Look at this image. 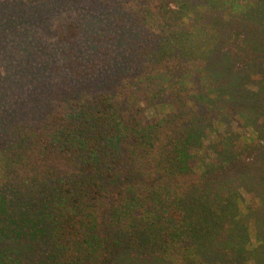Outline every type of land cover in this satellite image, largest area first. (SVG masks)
<instances>
[{
    "label": "trees",
    "instance_id": "obj_1",
    "mask_svg": "<svg viewBox=\"0 0 264 264\" xmlns=\"http://www.w3.org/2000/svg\"><path fill=\"white\" fill-rule=\"evenodd\" d=\"M115 1L0 0V264H247L234 234L244 225L258 247L264 211L255 218L243 207L240 222L232 213L241 197L219 200L236 176L209 180L215 160L195 97L215 111L224 94L257 99L264 112V91L237 81L247 70L264 76V68L236 70L232 56L211 50L215 41L198 38L212 44L196 64L202 84L226 81L214 98L175 93L166 70H146L151 60H170L171 39L144 25L161 7L174 13L172 0L145 17ZM235 7L236 24L249 14L264 30V0ZM256 37L247 43L264 50V32ZM241 140L255 143L264 163L260 141ZM252 170L238 180L255 177Z\"/></svg>",
    "mask_w": 264,
    "mask_h": 264
},
{
    "label": "rangeland",
    "instance_id": "obj_2",
    "mask_svg": "<svg viewBox=\"0 0 264 264\" xmlns=\"http://www.w3.org/2000/svg\"><path fill=\"white\" fill-rule=\"evenodd\" d=\"M160 1L131 0L129 3L124 0L122 4L125 7L120 6L125 8L127 12H135L145 17L143 12L150 11L149 14L152 15V8L156 7ZM216 1L172 0L169 7L174 13L169 12V9H166L167 6H164L154 11V15L149 18V22H144L145 26L153 28V30L163 34L164 37H170L171 39V42H167V47L172 51L175 50L172 55L174 58L171 56L170 60H166V62H163V59H155V62L151 60L147 62L148 69L146 68V70L149 72H154L156 69L166 70L164 73L169 75H165L164 83H167L170 78H174L178 82L179 87L173 89L175 93H184V91H190L191 93L206 92L214 98L217 95L218 85L226 81L220 80V83H217L216 80H212L211 88L202 84L204 81L203 71L197 68L196 64L202 62L201 55L203 52L205 53L203 50H207L212 44L206 45L203 43L201 47L200 44L195 43L198 38H205L211 42L215 41L211 50L217 54L226 53L228 56H232L235 60V65L232 68L234 67L236 70L245 69L254 62H257V66H260V68H264V50L262 46L255 45V42L254 44L247 43V39L255 41L257 33L264 32V30H259V18L248 14L241 19L239 15L236 20L240 23L236 24L233 15L240 14V7H235L239 0ZM113 2L117 3L115 0ZM104 10L115 11L107 7ZM161 12L164 13L162 16H160ZM100 16L102 18L103 14H100ZM93 20L99 21L100 19L94 17ZM184 37L191 42H185ZM218 38L220 44L216 42ZM177 59L178 61H176ZM178 70L181 73L185 71V73L181 74L182 78L180 75L177 79L176 76L180 74L177 72ZM247 73L248 75L241 72L240 74L246 76H237L238 87L247 89L251 93L261 89L264 91V76L260 77L258 72L250 76V70H247ZM150 78L145 74L143 80L147 81ZM158 85L156 83V87ZM225 95H223L221 110L218 109L217 111L211 108L209 103L206 104L203 100L201 101L202 96H199V98L194 97L200 101L198 102L197 112L206 138L205 143L208 145L207 153L210 158L213 157L215 160V166L211 167L209 171V180L215 181L219 178L225 180L232 175L236 176L235 181L230 182L228 180L225 182L226 186L224 191H221L219 200L233 201L236 200L235 196L239 195L244 205L235 206L236 209L232 214L237 213L236 218L239 217L238 220L242 222L244 220L243 207L247 208L244 212L255 209V211H252V213H255V218H257V215L262 216L264 211L261 201L258 199L260 193H262V196L264 195V186H261V184L264 185V163L261 164L255 159V143L250 144L241 140L243 134L251 135L254 140L260 141L256 145L257 148L264 147V112L261 111L262 108L258 107L259 100L257 99L254 101L244 99L240 102H234ZM218 116L221 118H218ZM208 143H211L210 146ZM253 146L254 149L251 151ZM227 155H230V159H232L229 164L222 161L223 156L227 158ZM250 168H253L251 174L256 176H249L242 179V182L239 181V175ZM242 177H245V175H242ZM257 178L262 180L259 185L256 183ZM239 230L244 234H234V240H236L234 245L237 246L238 244L241 255L249 257L247 264H264V240L255 248L254 243L246 241L248 237L245 226H241Z\"/></svg>",
    "mask_w": 264,
    "mask_h": 264
}]
</instances>
